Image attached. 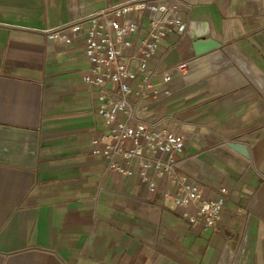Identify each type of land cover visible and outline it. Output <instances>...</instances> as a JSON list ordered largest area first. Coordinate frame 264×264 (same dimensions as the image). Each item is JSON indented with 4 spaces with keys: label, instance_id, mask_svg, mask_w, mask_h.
I'll list each match as a JSON object with an SVG mask.
<instances>
[{
    "label": "crops",
    "instance_id": "0c3cea01",
    "mask_svg": "<svg viewBox=\"0 0 264 264\" xmlns=\"http://www.w3.org/2000/svg\"><path fill=\"white\" fill-rule=\"evenodd\" d=\"M136 1L0 0V264H264V0H183L186 33L149 63L174 81L144 117L170 116L158 128L184 133L180 173L204 198L228 191L208 230L185 218L194 207L163 199L174 190L164 177L151 173L150 193L135 166L105 173L84 37L65 45L45 32ZM131 18L143 36L145 14ZM191 33L220 47L197 57Z\"/></svg>",
    "mask_w": 264,
    "mask_h": 264
},
{
    "label": "built area",
    "instance_id": "2783aa9c",
    "mask_svg": "<svg viewBox=\"0 0 264 264\" xmlns=\"http://www.w3.org/2000/svg\"><path fill=\"white\" fill-rule=\"evenodd\" d=\"M189 8L183 0H138L45 32L50 41L65 45L84 37L89 63L84 82L97 93L95 112L105 126L102 136L92 143L93 154L103 159L105 173L129 177L135 166L150 193L157 190L151 173L164 177L174 190L164 192L163 199L177 207H194L195 214L186 211L185 218L194 227L208 230L221 218L227 189H221L218 199L204 198L199 184L180 173L176 156L185 148L184 133L176 128H158L170 116L157 121L144 117L172 97L173 71L159 73L151 70L149 63L162 42L176 32L186 33L183 12ZM136 12L146 16L143 36L139 35L141 23L131 18ZM188 66L189 62L181 63L177 71L183 73Z\"/></svg>",
    "mask_w": 264,
    "mask_h": 264
},
{
    "label": "water",
    "instance_id": "95a60500",
    "mask_svg": "<svg viewBox=\"0 0 264 264\" xmlns=\"http://www.w3.org/2000/svg\"><path fill=\"white\" fill-rule=\"evenodd\" d=\"M194 23L190 24V28L193 29ZM190 38L193 41L194 54L199 57L220 47V44L215 40L208 38L207 40H202L201 37H197L194 34H190ZM229 148L236 151L243 157L250 159V153L248 148L243 144L228 143Z\"/></svg>",
    "mask_w": 264,
    "mask_h": 264
}]
</instances>
